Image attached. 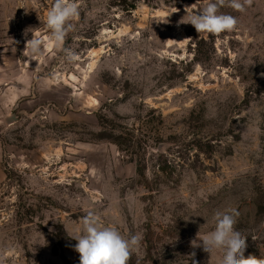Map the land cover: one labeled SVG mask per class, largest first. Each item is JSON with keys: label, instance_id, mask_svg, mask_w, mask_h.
Returning <instances> with one entry per match:
<instances>
[{"label": "rangeland", "instance_id": "374dc122", "mask_svg": "<svg viewBox=\"0 0 264 264\" xmlns=\"http://www.w3.org/2000/svg\"><path fill=\"white\" fill-rule=\"evenodd\" d=\"M74 2L70 62L24 52L54 0H0V264H80L90 211L141 237L128 264H221L191 241L233 208L264 258V0L217 35L180 23L208 0Z\"/></svg>", "mask_w": 264, "mask_h": 264}, {"label": "clouds", "instance_id": "9594fccd", "mask_svg": "<svg viewBox=\"0 0 264 264\" xmlns=\"http://www.w3.org/2000/svg\"><path fill=\"white\" fill-rule=\"evenodd\" d=\"M252 2L253 0H208L202 8L196 7L195 4L186 6L185 16L188 19L183 17L180 23H190L198 34L217 35L233 31L238 25L237 18L222 13L220 9L230 7L243 12ZM78 15V6L74 0H54L45 19V27L50 32L48 43L45 45L32 31V38L26 41L24 52L39 55L42 46L51 48L55 45L58 49L63 48L68 34L74 29L71 21ZM63 51L68 61L76 59L71 50L63 48ZM238 216L239 212L234 208L217 211L213 217V230L204 235L199 231L196 239L191 241V246L202 247L203 251L210 255L215 250L222 251L221 264H264V258L253 254L245 256L247 237L234 227ZM81 224V229L69 235L77 241L74 249L79 253L80 264H128L133 251L139 247L141 237L138 234L126 237L115 225H105L101 217L94 212L90 211L82 217ZM195 255V252L190 254L192 264H198L194 259Z\"/></svg>", "mask_w": 264, "mask_h": 264}]
</instances>
